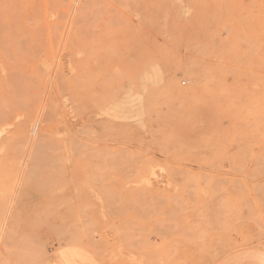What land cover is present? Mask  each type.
Instances as JSON below:
<instances>
[{
    "label": "rangeland",
    "instance_id": "rangeland-1",
    "mask_svg": "<svg viewBox=\"0 0 264 264\" xmlns=\"http://www.w3.org/2000/svg\"><path fill=\"white\" fill-rule=\"evenodd\" d=\"M248 249L264 252V0H0V264Z\"/></svg>",
    "mask_w": 264,
    "mask_h": 264
},
{
    "label": "crops",
    "instance_id": "crops-1",
    "mask_svg": "<svg viewBox=\"0 0 264 264\" xmlns=\"http://www.w3.org/2000/svg\"><path fill=\"white\" fill-rule=\"evenodd\" d=\"M219 264H264V252L254 249L238 250L227 255Z\"/></svg>",
    "mask_w": 264,
    "mask_h": 264
},
{
    "label": "bare ground",
    "instance_id": "bare-ground-1",
    "mask_svg": "<svg viewBox=\"0 0 264 264\" xmlns=\"http://www.w3.org/2000/svg\"><path fill=\"white\" fill-rule=\"evenodd\" d=\"M71 114V113H70ZM61 124V123H60ZM64 137V136H63ZM67 138V137H66ZM76 150V149H75ZM37 158V157H36ZM42 158V157H41ZM41 158L39 160H41ZM45 160V159H44ZM46 162V161H45ZM139 209V208H138Z\"/></svg>",
    "mask_w": 264,
    "mask_h": 264
}]
</instances>
